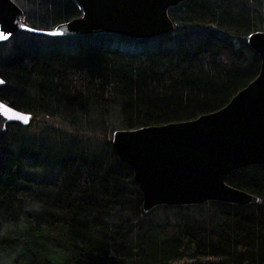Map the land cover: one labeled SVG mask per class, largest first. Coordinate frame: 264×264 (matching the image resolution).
<instances>
[{"label": "trees", "instance_id": "obj_1", "mask_svg": "<svg viewBox=\"0 0 264 264\" xmlns=\"http://www.w3.org/2000/svg\"><path fill=\"white\" fill-rule=\"evenodd\" d=\"M13 1L34 29L81 15L73 0ZM168 15L173 30L147 39L17 32L0 43V101L31 116L0 133V264H264V166L226 180L260 203L144 213L112 147L115 130L219 110L259 72L247 37L264 32V0H183ZM42 117L73 135L34 126Z\"/></svg>", "mask_w": 264, "mask_h": 264}, {"label": "water", "instance_id": "obj_2", "mask_svg": "<svg viewBox=\"0 0 264 264\" xmlns=\"http://www.w3.org/2000/svg\"><path fill=\"white\" fill-rule=\"evenodd\" d=\"M81 15L49 30L27 26L13 0H0V43L17 32L53 38L98 33L147 39L173 28L168 10L183 0H73ZM259 56L257 76L217 111L195 119L115 130L111 144L120 162L130 166L142 194V211L165 206L218 201L237 205L260 199L226 183L235 170L264 166V32L247 37ZM0 78V86L3 85ZM30 114L0 101V133L6 125H28Z\"/></svg>", "mask_w": 264, "mask_h": 264}, {"label": "rangeland", "instance_id": "obj_3", "mask_svg": "<svg viewBox=\"0 0 264 264\" xmlns=\"http://www.w3.org/2000/svg\"><path fill=\"white\" fill-rule=\"evenodd\" d=\"M39 38V37H38ZM15 38L10 39L7 41V44L4 46L5 50L9 47L10 44L14 41ZM18 39V38H17ZM31 39V38H30ZM13 40V41H12ZM45 44H50V41H44ZM34 126L40 127L44 126L48 128V133H55V134H62L65 137H69L73 135V132L70 130V128L62 121L56 120V119H45V118H38ZM37 131V128L35 130H32V132Z\"/></svg>", "mask_w": 264, "mask_h": 264}, {"label": "snow or ice", "instance_id": "obj_4", "mask_svg": "<svg viewBox=\"0 0 264 264\" xmlns=\"http://www.w3.org/2000/svg\"><path fill=\"white\" fill-rule=\"evenodd\" d=\"M0 38H3L2 36H0Z\"/></svg>", "mask_w": 264, "mask_h": 264}, {"label": "bare ground", "instance_id": "obj_5", "mask_svg": "<svg viewBox=\"0 0 264 264\" xmlns=\"http://www.w3.org/2000/svg\"><path fill=\"white\" fill-rule=\"evenodd\" d=\"M24 113V112H23ZM30 122V121H29ZM29 124V123H28ZM22 126V125H21Z\"/></svg>", "mask_w": 264, "mask_h": 264}]
</instances>
